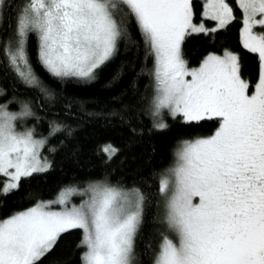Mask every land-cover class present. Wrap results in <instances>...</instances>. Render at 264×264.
Masks as SVG:
<instances>
[{
    "label": "snow or ice",
    "instance_id": "1",
    "mask_svg": "<svg viewBox=\"0 0 264 264\" xmlns=\"http://www.w3.org/2000/svg\"><path fill=\"white\" fill-rule=\"evenodd\" d=\"M233 23L251 61L250 78L241 54L224 45L206 49L195 63L186 58L183 45L192 35L214 39ZM132 25L143 61L139 70L129 63L131 92L121 91L101 114L129 125L133 116L150 117L149 132L165 130L166 116L212 127L177 142L169 165L145 181L152 187L158 180L151 193L113 181L105 170L82 187L63 186L54 200L35 199L0 217V264H38L70 230L78 233V264H139L135 239L153 205L158 227L145 241L149 264H264V0H199V7L194 0H0V31H7L0 37V78L13 82V94L0 102V194L50 169L57 149L50 138L63 133V145L73 132L58 120L47 134L27 123L39 117L31 97L16 95L17 83L50 103L56 95L34 67L32 36L35 60L51 76L91 81ZM124 72L122 65L112 80ZM2 95L7 89L0 87ZM130 109L133 116H125ZM96 150L105 164L118 151L110 141Z\"/></svg>",
    "mask_w": 264,
    "mask_h": 264
},
{
    "label": "trees",
    "instance_id": "2",
    "mask_svg": "<svg viewBox=\"0 0 264 264\" xmlns=\"http://www.w3.org/2000/svg\"><path fill=\"white\" fill-rule=\"evenodd\" d=\"M199 7V0H194ZM10 16L11 13H8ZM7 23V20L5 21ZM209 27L213 26L211 20H206ZM239 23H233L227 31H218L213 36L194 34L183 45V51L190 61L196 59L207 49L216 50L221 45L227 46L241 54L244 61L242 67L245 75L250 78L248 71L252 65L247 50L243 49L239 42ZM10 31V29H8ZM131 35L122 38L116 54L107 61L91 81H79L76 79L60 80L51 76L35 60L36 42L34 35L30 40L34 67L56 93L55 102L50 103L42 99L38 90L22 83L16 84V95L31 97L36 115L39 119L32 118L37 126L38 134H47L49 122L58 120L69 124L73 128L71 136H68L63 145L58 142L65 139L62 133L55 138H50L51 144H56L57 149L49 155L52 167L42 173H34L31 178H22L18 191L7 195L0 194V217L11 211L29 206L35 199L54 200L59 190L66 185L75 184L82 187V181L98 178L101 173L108 170L113 181H119L127 186L133 182L141 186L145 192L151 193L158 187V180L152 181V187L146 184L151 180L153 170L167 167L173 159L172 153L181 138L192 137L196 134H205L212 126L209 123L185 122L182 119L166 116L168 127L165 130L148 131L150 117L141 115L133 116L130 109L125 116H133L131 125L122 124L118 116L106 119L102 112L114 106L113 98L124 89L131 92L130 84L133 72L129 71V63L135 62L139 70L143 61V54L136 56V41L139 34L135 25L131 26ZM7 31H0V37L6 36ZM151 63V60L148 61ZM124 66L125 72L119 80L112 78L117 70ZM2 75V74H0ZM111 81V83H110ZM149 82L145 75L138 81V87L143 91ZM0 87L7 89V95L0 97V102L13 94V82L11 77L0 78ZM129 97H124L128 102ZM40 105H44L43 108ZM70 106V110L69 107ZM15 108L16 105H12ZM143 127L144 131L133 133L130 128ZM110 141L117 149L110 163H104L96 150L97 145ZM42 151L48 152L45 148ZM4 177L0 175V180ZM32 197V198H29ZM155 207L147 209L144 223L135 239V248L139 256V264H149L148 257L144 254L145 241L153 233L158 225L152 223V215ZM78 233L70 230L67 234H61L58 243L38 264H78V253L75 249Z\"/></svg>",
    "mask_w": 264,
    "mask_h": 264
},
{
    "label": "rangeland",
    "instance_id": "3",
    "mask_svg": "<svg viewBox=\"0 0 264 264\" xmlns=\"http://www.w3.org/2000/svg\"><path fill=\"white\" fill-rule=\"evenodd\" d=\"M205 23H206V20H205ZM206 25L208 26V24L206 23ZM209 27V26H208ZM211 28V27H209ZM1 97V96H0ZM29 125H32L34 123V121L32 120V118H30L27 122ZM81 196L79 193H74L71 197L72 201L75 202V203H79V200H80ZM56 207H58L59 205H54Z\"/></svg>",
    "mask_w": 264,
    "mask_h": 264
}]
</instances>
